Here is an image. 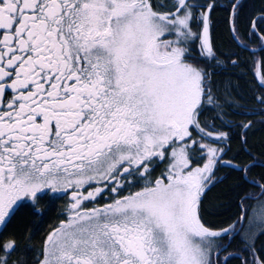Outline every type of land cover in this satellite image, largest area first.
<instances>
[{
    "label": "snow or ice",
    "instance_id": "snow-or-ice-1",
    "mask_svg": "<svg viewBox=\"0 0 264 264\" xmlns=\"http://www.w3.org/2000/svg\"><path fill=\"white\" fill-rule=\"evenodd\" d=\"M258 130L264 0H0V264H264Z\"/></svg>",
    "mask_w": 264,
    "mask_h": 264
},
{
    "label": "trees",
    "instance_id": "trees-1",
    "mask_svg": "<svg viewBox=\"0 0 264 264\" xmlns=\"http://www.w3.org/2000/svg\"><path fill=\"white\" fill-rule=\"evenodd\" d=\"M246 2L249 4V8H258L260 6V0H246ZM247 11V10H246ZM220 14H218L219 18ZM218 40L221 45L224 46L225 50L228 49V37L226 32L223 30V25H220V28L217 32ZM262 69L260 66H257L256 68H252L251 65H249L246 68H242L237 70V75L240 73H244L245 76L243 79L240 80V83L242 86L246 88L248 80L251 79V73L253 71L260 72ZM257 148H259L260 144L264 142V130H258L255 133L254 141ZM235 148V145L233 146ZM235 183V177H230L224 184L219 185L218 187L214 188L209 194H208V204H207V218L210 222L215 224H221L225 220L229 219L232 214L235 212V208L233 206L234 201L229 198V189L231 186ZM42 203H47L46 201ZM64 200H58L53 205V208H62L64 205ZM46 211V209H42ZM59 219L57 213L55 210L47 212V215L41 219L39 217L35 218V224L39 231H45L49 227V225L53 222H57Z\"/></svg>",
    "mask_w": 264,
    "mask_h": 264
},
{
    "label": "flooded vegetation",
    "instance_id": "flooded-vegetation-1",
    "mask_svg": "<svg viewBox=\"0 0 264 264\" xmlns=\"http://www.w3.org/2000/svg\"><path fill=\"white\" fill-rule=\"evenodd\" d=\"M66 202V201H65Z\"/></svg>",
    "mask_w": 264,
    "mask_h": 264
}]
</instances>
